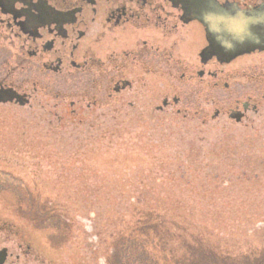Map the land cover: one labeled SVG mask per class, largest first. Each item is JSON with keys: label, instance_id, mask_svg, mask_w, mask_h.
<instances>
[{"label": "rangeland", "instance_id": "obj_1", "mask_svg": "<svg viewBox=\"0 0 264 264\" xmlns=\"http://www.w3.org/2000/svg\"><path fill=\"white\" fill-rule=\"evenodd\" d=\"M185 29L178 53L197 59L202 29L194 41ZM261 63L264 52H254L228 67ZM75 83L56 109L0 108L4 264H108L114 241L149 220V252L170 264L199 250L235 261L264 251V107L239 123L224 114L264 81L213 88L207 110L222 112L206 121L156 112L145 90L116 107L96 88L102 104L72 106L92 92L88 80Z\"/></svg>", "mask_w": 264, "mask_h": 264}, {"label": "flooded vegetation", "instance_id": "obj_2", "mask_svg": "<svg viewBox=\"0 0 264 264\" xmlns=\"http://www.w3.org/2000/svg\"><path fill=\"white\" fill-rule=\"evenodd\" d=\"M195 1L0 0V108L56 109L67 101L70 86L75 89V82L85 79L92 92L78 94L72 106L83 99L88 108L102 104L96 101V88L116 107L128 91L145 90L156 112L171 107L184 117H217L220 108L210 112L213 88L228 89L238 77L264 81V63L228 67L241 56L264 52V44L234 56L213 52L212 33L190 5ZM215 2L228 14L264 16V0ZM198 27L203 33L198 58L181 57V29L187 28L194 41ZM197 98L203 105L191 111ZM261 107L264 91L236 96L224 114L239 123ZM2 249L8 257L7 246Z\"/></svg>", "mask_w": 264, "mask_h": 264}, {"label": "water", "instance_id": "obj_3", "mask_svg": "<svg viewBox=\"0 0 264 264\" xmlns=\"http://www.w3.org/2000/svg\"><path fill=\"white\" fill-rule=\"evenodd\" d=\"M190 5L206 32L212 33L213 52L234 56L264 44L263 13L228 14L215 0H198ZM6 257V249L0 250V264H4Z\"/></svg>", "mask_w": 264, "mask_h": 264}, {"label": "trees", "instance_id": "obj_4", "mask_svg": "<svg viewBox=\"0 0 264 264\" xmlns=\"http://www.w3.org/2000/svg\"><path fill=\"white\" fill-rule=\"evenodd\" d=\"M59 221V219L57 220ZM56 222V221H55ZM57 226V224H55ZM52 228L53 227L52 224ZM153 226L150 220L138 223L129 234H124L114 241L108 264H170L164 259L160 260L149 252V243L146 239ZM211 252L200 251L189 264H264V251L256 257H243L235 261L228 257H219ZM183 264L176 260L174 264Z\"/></svg>", "mask_w": 264, "mask_h": 264}]
</instances>
